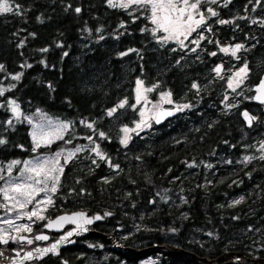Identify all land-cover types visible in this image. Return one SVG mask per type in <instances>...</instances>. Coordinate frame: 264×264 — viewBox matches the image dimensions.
I'll return each mask as SVG.
<instances>
[{"label": "trees", "instance_id": "obj_1", "mask_svg": "<svg viewBox=\"0 0 264 264\" xmlns=\"http://www.w3.org/2000/svg\"><path fill=\"white\" fill-rule=\"evenodd\" d=\"M8 3L13 11L0 13V87H10L0 95V139L5 141L0 165L87 138L106 156H98L94 166H84L94 162L85 156L65 166L47 216L78 209L104 218L110 213L112 231L125 232L117 242L126 249H152L147 254L160 255L158 264H202L194 257L211 261L231 253L243 255L235 264L264 258V154L241 160L248 154L246 145L264 134L261 121L250 129L241 121L242 110L258 111L249 89L231 112H221L210 101L193 104L199 115L179 119L172 140L169 127H163L150 141L134 138L123 147L108 112L119 107L123 96L124 75L114 65L126 12L110 7L108 0ZM260 6L264 8V0ZM257 38L259 78L264 71V25ZM16 75L19 80L12 78ZM217 91L203 89L200 95ZM9 101L22 116L39 112L70 123L69 133L51 146L34 149L24 119L7 124L13 117ZM167 246L172 249L161 248ZM142 256L115 253L131 264Z\"/></svg>", "mask_w": 264, "mask_h": 264}, {"label": "flooded vegetation", "instance_id": "obj_2", "mask_svg": "<svg viewBox=\"0 0 264 264\" xmlns=\"http://www.w3.org/2000/svg\"><path fill=\"white\" fill-rule=\"evenodd\" d=\"M122 9L126 14L123 19L122 31L119 32L122 39L121 50L117 55V63L114 65L124 75L121 84L123 96L119 100L121 102L127 100L131 103L137 88V80H142L145 83L141 88L143 102L152 103L164 94H169L168 97L171 101L170 103L160 102V105L147 118L148 129L138 131L131 137L130 142L134 138L143 142L150 141L153 136L159 134L163 127H169L172 140V129L177 126L179 119L190 118L193 112L199 115V109L195 108L196 106L193 104L210 101L218 104V109L221 112L224 110L231 112V105L241 102L242 97L246 94V89L252 92L250 97L252 99L253 88L257 86L260 76L264 72L258 78L257 30L264 25V8L260 6V0H215V2L200 0L197 10L193 11V19L199 20L203 16L204 23L200 26L192 24L194 31L187 35V39L183 36L180 37L182 45L176 39L164 40L168 34L163 31H156L153 34L155 25L150 22L151 12L149 9L138 7L135 4L127 9ZM211 9L216 13L215 16L212 15ZM221 21H227V23H221ZM98 45H103V42H99ZM237 45L241 47L233 55L232 49ZM222 49H228V51L225 52ZM245 67L247 73H241L238 77L236 73ZM217 68L220 69L219 73L216 71ZM230 82L231 87L229 86ZM148 88L153 90L145 91ZM208 88L218 89L217 94L210 97L201 96V90ZM225 104L230 107H225ZM256 107L258 108L257 113L254 114L257 117L256 124L261 121L262 127L264 126V111L260 106L256 105ZM160 109L169 110L171 115L157 124L156 114ZM84 125L87 127L88 124L84 123ZM192 125L191 122V127ZM191 127L189 131H192L194 126ZM72 147L75 146L69 148ZM153 147L157 148V145H153ZM77 156H80L79 159H84L85 156V158H89V161H94L84 166L96 165L95 156L81 153L64 164L63 171L66 165L76 160ZM113 169L115 170V168ZM74 212H86V217H93L97 214L81 209L65 210L56 215H48L40 223H33L30 226L31 231H26L22 235L14 237V233L7 230L2 231L1 233L8 236L0 235L7 240V243H0V264H5L17 253L23 254V252L34 248H45L69 233L73 226L66 225L57 232L45 227L50 219ZM43 235L47 237L45 241L35 239V237ZM124 235L125 232H121L119 228L117 232H113L111 224L107 222V218L103 217L101 222L96 221L88 226L84 236L76 237L72 245L60 249L56 255H48L41 261L26 264H94L93 262L97 264V259L99 264H114V262L115 264L118 262L131 264L126 260H118L115 253L127 251L142 256L152 250L149 249L140 254L138 252L147 248L139 246L135 249L124 248L117 242ZM28 240H31L32 243H28ZM112 242L118 247L108 248V244ZM95 245L104 247L109 252L108 259L98 258L97 255H100V251L96 250ZM92 253L96 254L97 259L93 258ZM153 255L160 257L154 253L142 256L139 260Z\"/></svg>", "mask_w": 264, "mask_h": 264}, {"label": "rangeland", "instance_id": "obj_3", "mask_svg": "<svg viewBox=\"0 0 264 264\" xmlns=\"http://www.w3.org/2000/svg\"><path fill=\"white\" fill-rule=\"evenodd\" d=\"M190 2H196V0H190ZM200 2V0H199ZM214 10L211 9V13ZM142 81V80H141ZM144 81H142L143 87ZM141 87V88H142ZM10 87L1 86L0 90L3 92L7 91ZM141 94V89H140ZM169 97L166 99H158L152 103L143 102L142 99L137 102V88L135 89V93L133 94L132 102L129 103L127 100L124 102L123 107H115L116 111L109 116L110 119H113L115 123H117L118 128L116 131L117 140L120 145L125 146L121 143V140L124 139L125 133L123 131L124 128H128L129 132L127 133L128 142L126 145L130 144L131 137L138 133L140 130L148 129L149 124L147 122V118L151 116L152 111H154L159 105L160 102H167ZM230 107V105L225 104V107ZM9 111L12 114V118L9 121L15 122L18 119H24L30 127V139L34 149L45 148L55 144L57 141L65 137V134L70 130V124L67 122L60 121L58 119H53L46 114L36 112L32 115L22 116L18 111V115L14 114L12 111V105H9ZM12 122V123H13ZM9 124V122H7ZM63 124H67L68 127L66 129L61 128L60 126ZM137 124L140 127H137ZM264 127V126H263ZM262 133L261 129L259 131ZM33 134H35L36 139L34 140ZM259 136V137H258ZM37 142H39V147H36ZM70 147V146H69ZM59 148L53 150L51 153H41L30 157L24 161H21L19 164H16L9 172L8 165L13 161L0 165V235L6 237V230L10 233H14V237L17 235H22L26 231L23 230L21 226H31L33 223H40L43 221L47 215L46 212L49 207L53 203V197L55 196L56 191L53 193L50 189L54 180L52 177H61L62 172L60 169H63V165L69 162L74 156L87 153L90 156L97 155L95 147V143L92 139H85L81 143H77L75 147L69 148ZM245 147V146H244ZM79 149V151H78ZM100 150V149H99ZM246 151L248 154L242 156V161L249 162L256 157H259L264 154V134L256 135L255 140L251 144L246 145ZM101 153V151H99ZM72 154L71 156L69 154ZM102 154V153H101ZM104 158L106 157L103 155ZM100 158V157H98ZM25 161L31 162L29 165H25ZM65 161H67L65 163ZM37 163L44 164V169L39 176L30 171L29 169L35 166ZM55 169V171H52ZM37 179L41 180V183L36 184L35 181ZM15 183H26L33 185L36 189H47L45 191H39L38 193H34V199H32L31 203L27 202V198L19 192H16L12 189L11 185ZM58 184L56 185L57 190ZM4 189H7V194L9 197H13V199H5ZM31 189H29L30 191ZM48 198H51L52 203H38L39 201H46ZM23 204V207H21ZM36 211L38 216H43V219H39L38 216H33L31 219L28 218V213ZM109 215H105V218H108ZM11 221V223H8ZM18 228L20 230H18ZM124 237V236H123ZM96 250L100 251V255H97L98 258L108 259L109 252L106 251L104 247L99 245H95ZM108 248H117L114 242L109 243ZM93 258L97 256L92 253ZM233 258H229V261H233ZM159 262V258L157 255L146 256L139 260L137 264H157ZM240 262V261H239ZM238 262V263H239ZM96 264L95 262H93ZM97 264L98 259H97ZM115 264V262H114ZM116 264H126L125 262H118Z\"/></svg>", "mask_w": 264, "mask_h": 264}, {"label": "snow or ice", "instance_id": "obj_4", "mask_svg": "<svg viewBox=\"0 0 264 264\" xmlns=\"http://www.w3.org/2000/svg\"><path fill=\"white\" fill-rule=\"evenodd\" d=\"M215 2V0H213ZM198 3L199 0H196V2H190V0H108V5L110 7H119V8H124L127 9L131 5L135 4L138 7H143L147 8L151 12V17H150V22L155 25V28L153 29V34H155L156 31H163L164 33H167L168 35L164 37V40H169V39H176L178 42L183 44L182 41H180V37L183 36L185 39H187V35L191 33V31H194L192 24H195L196 26H200L201 24L204 23V17L201 16L199 20H194L193 19V11L197 10L198 8ZM183 5V6H181ZM13 11V8L9 6L8 0H0V13H10ZM75 11L77 13L80 12L79 8H76ZM212 15L215 16L216 13L213 11ZM221 23H227V21H221ZM241 46L237 45L236 48L232 49L233 55L239 50ZM43 51H47V49H44ZM222 51L227 52L228 49H222ZM214 55V53H213ZM30 67V65H29ZM3 68V65H0V69ZM216 71L219 73L220 69L217 68ZM241 73L246 74L247 73V68H241L240 72L236 73V75L239 77ZM15 80H19L20 76L16 75L12 77ZM231 87V82L229 84ZM142 87V81L137 80V102L143 98L140 94V89ZM193 87H196V85H193ZM153 89L148 88L145 89V91L151 92ZM261 95H258L256 99L260 100L262 103H264V82L261 83L259 88L257 89ZM0 95H3V91L0 90ZM169 94H164L161 98L165 99ZM167 102H171L168 100ZM9 104L12 105V111L14 114L18 115V105L15 104L14 101H9ZM124 103H121L119 107H123ZM187 107V105H185ZM116 109L113 108L108 112V115L111 116L113 112H115ZM168 115H171V113H168ZM244 116L246 119L251 121V117L248 116V113L245 112ZM159 122V121H157ZM11 123V121H9ZM89 128L92 127L91 124L87 125ZM63 129H66L68 127L67 124H63L60 126ZM137 127L139 128L140 125L137 124ZM125 133L124 139L121 140V143L126 145L128 142V136L127 133L129 132L128 128L123 129ZM101 137L104 136L103 133H100ZM34 140L36 139L35 134H33ZM5 141L3 139H0V144H4ZM36 147H39V142H37ZM79 151V149H78ZM97 155L100 156V159H104L103 154L99 152V148L97 147L96 149ZM70 156L72 155L71 153L69 154ZM67 161H65L66 163ZM20 161H13L8 165L9 172L14 167L16 164H19ZM25 165H29L31 162L25 161ZM44 169V164L42 163H37L35 166L31 167L29 170L35 173L37 176L41 174V172ZM52 171H55V169H52ZM60 171L62 172L63 169L61 168ZM54 180V183L51 186V191L54 193L56 191V185L59 182V177H52ZM36 184L41 183L40 179H37L35 181ZM12 189L16 192L21 193L27 198V202L31 203L32 199H34V193H38L39 191H45V189H36L33 187L31 184H26V183H15L11 185ZM29 189H31L29 191ZM4 194H5V199H13V197H9L7 194V189H4ZM48 203L51 204V198H48L46 201H39L38 203ZM236 203H239L237 201ZM21 207H23V204H21ZM28 218L31 219L33 216H38V213L36 211H33L31 213H28ZM105 215H110V213H106ZM39 219H43V216H38ZM94 219L99 220L101 217L97 216ZM62 222H72L77 224V228H81L82 225H87L91 224L93 222L92 219L85 218L83 213H78L74 216H65V217H60L59 220H57L55 223L57 226L61 224ZM8 223H11V221H8ZM23 230L25 231H31L30 226H21ZM18 230H20L18 228ZM73 233L69 232L65 237L61 239L57 244H53L50 248H45V249H37L36 252L39 253L40 255L46 254L48 252L55 253L58 247L59 243H63L65 240L68 239L69 236H71ZM37 240H46V236H37L35 237ZM0 243H7V240L4 239L3 237H0ZM28 243H32L31 240H28ZM33 253L29 252L26 254L25 259H30L32 258Z\"/></svg>", "mask_w": 264, "mask_h": 264}, {"label": "water", "instance_id": "obj_5", "mask_svg": "<svg viewBox=\"0 0 264 264\" xmlns=\"http://www.w3.org/2000/svg\"><path fill=\"white\" fill-rule=\"evenodd\" d=\"M263 77H264V72L260 76V79L258 81V84L255 87L256 88V91H254V88H253L252 103L255 104V105L260 106L262 108V110L264 111V103H262L260 100L256 99V97L258 95H261V93H259L257 91V89L259 88V86L261 85V83L264 82V79L261 82V80H262ZM245 112H247L248 113V116L252 118L251 121H249L248 119L245 118V116H244V113ZM168 113H170V111L169 110H166V109H160V110H158L157 111V114H156V123L159 124V123L163 122L164 120H166L168 118V116H169ZM240 118H241V121L243 122L245 128H247V129L252 128V126L254 124H256V122H257V117L254 114L250 113L246 109H244V110H242L240 112ZM157 121H159V122H157ZM78 213H83L84 216L86 217V212H74V213H70V214H61V215L56 216L53 219H50L47 222L45 228L46 229H49V230H51L53 232L60 231L62 229V227L66 226V224L68 222H62L61 224H59V226H57L56 223H55L57 221V219L60 218V217H65V216H68V217L74 216V215H76ZM97 216L101 217V219H99V220L94 219ZM87 218L88 219L93 218L92 219L93 222L91 224H87L89 226L92 225L93 223H95L96 221L97 222H101L103 220V217L100 214H95V215H93V217H87ZM73 224L75 226L77 225L76 223H73ZM87 225H84V228H85L86 231L88 230L87 229ZM82 232L81 231H75V230H73L71 232L73 234L71 236H69L67 240H65L63 243H59L58 244V247H57V250H56L55 253L48 252L46 254L40 255L39 253L36 252V250L37 249H41V248H34V249L27 250V251L23 252V254H18V255H20L19 257L18 256L15 257L14 260H12V261L10 260L7 264H26V263H30V262H33V261H41L43 258H45L48 255H56L60 248L66 246V245H72L74 243L75 238L78 237L79 235H81ZM43 236H45V235H43ZM42 241H45V240H42ZM59 241H61V240H59ZM59 241H56L53 244H57ZM45 248H49V247L47 246ZM153 248H156V246H154ZM161 248L162 249H166V250H171L172 249L171 247H168V246L167 247H161ZM148 250L149 249H145V250H142V251H140L138 253L143 254V253L147 252ZM29 252H32L33 253L32 258L25 259L26 254L29 253ZM230 257H233L234 258V260L232 262L229 261V258ZM194 258L198 262H200L202 264H214L215 261H220V262L227 263V264H235V263H238L240 261V259L243 258V255L242 254H239V253L238 254H235V253L224 254L221 257L217 258L216 260H211V261L205 260V259L196 258V257H194ZM247 260H248V262L250 264H264V258H262V259H247Z\"/></svg>", "mask_w": 264, "mask_h": 264}, {"label": "bare ground", "instance_id": "obj_6", "mask_svg": "<svg viewBox=\"0 0 264 264\" xmlns=\"http://www.w3.org/2000/svg\"><path fill=\"white\" fill-rule=\"evenodd\" d=\"M205 6H206V5H205ZM206 7H207V6H206ZM263 79H264V77L262 78L261 82L263 81ZM254 91H256V88H255V87H254ZM85 218H87V217H85ZM57 220H59V218H58ZM66 225L73 226V229H72L70 232H72L73 230H75V231H81V232L83 231V232L81 233V235H83V236H84V235L86 234V232H87V231L85 230V228H84V225H82L81 228H77V227H76L77 225L75 226L72 222H70V223L68 222ZM88 226H89V225H87V229H88ZM67 234H68V233H67ZM67 234H65L64 236L60 237L57 241L61 240V239H62L63 237H65ZM81 235H79V236H81ZM55 242H56V241H55ZM52 245H53V243L50 244L48 247L50 248ZM61 246H62V245H61ZM66 246H69V245H66ZM66 246H64V247H66ZM106 246H107V245H106ZM64 247H62V248H64ZM62 248H60V249H62ZM41 249H45V248H41ZM60 249H59V250H60ZM18 254H20V253H17L15 257H17V256L19 257L20 255H18ZM15 257H14V258H15ZM14 258H12L11 261L14 260ZM230 258H233V257H230ZM233 259H234V258H233ZM205 260H207V259H205ZM9 261H10V260H9ZM9 261H8V262H9ZM8 262H6L5 264H7Z\"/></svg>", "mask_w": 264, "mask_h": 264}]
</instances>
